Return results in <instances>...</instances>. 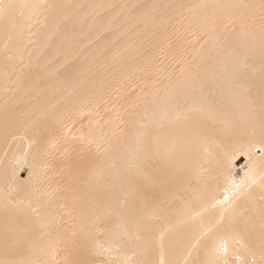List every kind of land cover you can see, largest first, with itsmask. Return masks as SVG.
<instances>
[{"label": "bare ground", "instance_id": "1", "mask_svg": "<svg viewBox=\"0 0 264 264\" xmlns=\"http://www.w3.org/2000/svg\"><path fill=\"white\" fill-rule=\"evenodd\" d=\"M0 264H264V0H0Z\"/></svg>", "mask_w": 264, "mask_h": 264}, {"label": "snow or ice", "instance_id": "2", "mask_svg": "<svg viewBox=\"0 0 264 264\" xmlns=\"http://www.w3.org/2000/svg\"><path fill=\"white\" fill-rule=\"evenodd\" d=\"M225 200H227V197H225ZM224 251H227V247L224 248Z\"/></svg>", "mask_w": 264, "mask_h": 264}]
</instances>
